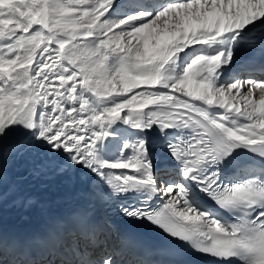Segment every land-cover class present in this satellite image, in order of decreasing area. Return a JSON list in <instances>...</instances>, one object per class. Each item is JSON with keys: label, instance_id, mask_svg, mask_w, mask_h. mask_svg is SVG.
I'll return each mask as SVG.
<instances>
[{"label": "snow or ice", "instance_id": "obj_1", "mask_svg": "<svg viewBox=\"0 0 264 264\" xmlns=\"http://www.w3.org/2000/svg\"><path fill=\"white\" fill-rule=\"evenodd\" d=\"M257 43L264 0H0V179L10 154H54L121 220L213 264H264V79L236 62ZM78 223L60 264H153L123 259L87 209ZM10 250L28 254L0 233Z\"/></svg>", "mask_w": 264, "mask_h": 264}, {"label": "bare ground", "instance_id": "obj_2", "mask_svg": "<svg viewBox=\"0 0 264 264\" xmlns=\"http://www.w3.org/2000/svg\"><path fill=\"white\" fill-rule=\"evenodd\" d=\"M236 62L241 64L239 54ZM52 155L25 149L5 158L0 224L18 225L26 219L35 224L54 221L70 205L79 203L80 197H88L97 177L66 159L52 161ZM160 160L166 158L158 159V165Z\"/></svg>", "mask_w": 264, "mask_h": 264}]
</instances>
